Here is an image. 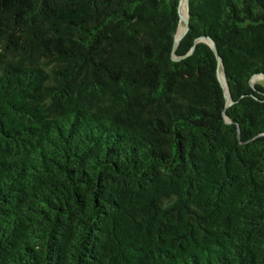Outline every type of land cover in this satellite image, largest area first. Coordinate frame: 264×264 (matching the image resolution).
I'll use <instances>...</instances> for the list:
<instances>
[{"label":"trees","instance_id":"obj_1","mask_svg":"<svg viewBox=\"0 0 264 264\" xmlns=\"http://www.w3.org/2000/svg\"><path fill=\"white\" fill-rule=\"evenodd\" d=\"M178 10L0 0V264H264V0Z\"/></svg>","mask_w":264,"mask_h":264},{"label":"water","instance_id":"obj_2","mask_svg":"<svg viewBox=\"0 0 264 264\" xmlns=\"http://www.w3.org/2000/svg\"><path fill=\"white\" fill-rule=\"evenodd\" d=\"M185 1H186V19H183L182 16H181V12H180L183 0H179V10H178V13H179V24H180L181 21L183 22L184 30L179 36H177V30H178V27H179V25H178L176 33H175V38H174V43H173V51H172L174 59L181 58L179 56H176L174 52H175V49L178 46V43H179L180 39L182 38V36L185 34V32L188 29L189 14H188V10H187V0H185ZM198 42L207 43L210 46V48L213 50V52L215 53V55L217 57V60H218L217 77H218L219 82H220V84H221V86L223 88L224 96H225V107H227V106H229L231 104V99H230V96H229L228 85H227V82H226L224 71H220L221 61H220V58L217 56V51L215 49L213 41L210 40L209 38H205V37L197 39L195 41L194 45L191 47V49L188 51V53L186 55L190 54L193 51L195 44H197ZM221 72H222V76H223L224 82L221 80ZM260 76L263 77L262 75H260Z\"/></svg>","mask_w":264,"mask_h":264},{"label":"bare ground","instance_id":"obj_3","mask_svg":"<svg viewBox=\"0 0 264 264\" xmlns=\"http://www.w3.org/2000/svg\"><path fill=\"white\" fill-rule=\"evenodd\" d=\"M181 16L183 19H186V1L183 0L182 5H181ZM184 30V24L181 21L177 30V36H179ZM221 80L224 82L223 76H222V72H221Z\"/></svg>","mask_w":264,"mask_h":264},{"label":"rangeland","instance_id":"obj_4","mask_svg":"<svg viewBox=\"0 0 264 264\" xmlns=\"http://www.w3.org/2000/svg\"><path fill=\"white\" fill-rule=\"evenodd\" d=\"M260 80H262V77L261 76H257V77L253 78L252 82L254 83V82H257V81H260Z\"/></svg>","mask_w":264,"mask_h":264}]
</instances>
